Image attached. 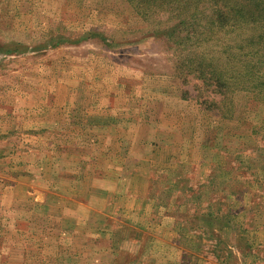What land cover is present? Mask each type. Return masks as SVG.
Wrapping results in <instances>:
<instances>
[{
  "label": "rangeland",
  "instance_id": "1",
  "mask_svg": "<svg viewBox=\"0 0 264 264\" xmlns=\"http://www.w3.org/2000/svg\"><path fill=\"white\" fill-rule=\"evenodd\" d=\"M166 2L0 0V264H264L262 28Z\"/></svg>",
  "mask_w": 264,
  "mask_h": 264
},
{
  "label": "trees",
  "instance_id": "2",
  "mask_svg": "<svg viewBox=\"0 0 264 264\" xmlns=\"http://www.w3.org/2000/svg\"><path fill=\"white\" fill-rule=\"evenodd\" d=\"M151 1H153V0H141V2L143 4H146V5H148L147 3L151 2ZM165 1H167L166 2L167 4H169V3L172 4L171 2L174 1L175 2L174 4L180 10L181 8H186L185 3L187 1H189L190 5L193 7L200 0H196V1H193V0H165ZM211 1H212L213 6H214V9L212 12L213 13L212 17L217 18L215 14L219 10V8H218L219 4H220V6L224 7L230 3L231 8L228 12L226 19L224 20L225 26L233 25L234 21L244 22V20H248L251 18L250 21L254 24L260 25V27L262 28V31H263L260 37L256 36L253 39L255 41H257L258 39H264V0H220L219 3H218V0H211ZM219 25L222 26L221 24H219ZM210 29H211V25H210V28L208 30H204V32L208 31L207 33L210 34ZM219 32H220V34H222V28L218 30L215 37L219 34ZM250 39H252V38H250ZM206 41H208V40H206ZM235 48L239 49L238 47H235ZM260 48H257L256 50H252L253 54L255 52H257L258 49L263 50L264 46L260 47ZM243 54L248 56V58H251V56H249L250 55L249 52H244ZM240 56L242 57V54ZM250 61L251 60L246 61L245 65H248L250 63ZM260 61H262V63H264L263 59ZM202 63H203V61L200 64H202ZM203 65H206V63H204ZM210 65L211 64L208 65V70L206 72H201V73H205V75H207V78L209 80L215 82L217 85H219V87L226 86V83L222 79V77H223L222 73L215 72V70L212 69V67ZM239 74H240V72H239ZM217 210H221V208H215V209H213V211L211 210L209 212L207 219L211 220L213 213L217 212Z\"/></svg>",
  "mask_w": 264,
  "mask_h": 264
}]
</instances>
